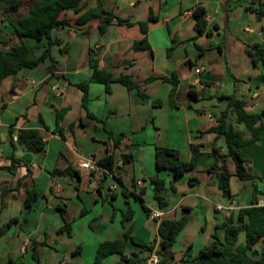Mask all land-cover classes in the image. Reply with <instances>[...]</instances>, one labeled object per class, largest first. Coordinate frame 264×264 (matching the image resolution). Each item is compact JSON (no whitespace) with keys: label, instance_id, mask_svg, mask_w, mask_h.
<instances>
[{"label":"crops","instance_id":"crops-1","mask_svg":"<svg viewBox=\"0 0 264 264\" xmlns=\"http://www.w3.org/2000/svg\"><path fill=\"white\" fill-rule=\"evenodd\" d=\"M25 1L23 14L33 5L31 0ZM101 1L107 11L121 18L144 22L152 13L158 21L149 23L147 34L138 24L112 22L101 35L103 19L77 23L80 15L98 5V0H82L84 9L63 13L61 20L67 23L52 31L53 40H61L52 47L55 64L48 59L35 69H24L14 78H6L0 86L1 225L18 218L0 236V264H95L100 244L122 238L129 229L135 243L128 241L127 255L141 251L140 244L158 240L153 253H141V257L150 259L157 256L160 221L186 216V227L168 250L174 255L171 264H177L189 246L196 256L212 242L215 233L223 238L221 227L229 217L217 210L218 205L235 203L237 209L231 216L236 217L253 199L264 201V65L255 64L248 53L255 45L264 48V16L246 9L253 3L258 7L260 1L264 6V0ZM198 7L206 12L207 27L202 35L195 29L193 13ZM0 29V49L25 44L38 57L48 45V39L17 36L1 9ZM144 37L150 49L133 50L134 43ZM92 48L99 51L100 70L110 71L116 79L131 76L149 99L144 100L137 90H129L119 82L111 84L110 93L105 85L92 82L86 110L77 85L93 75L89 65ZM174 75L176 86L163 80ZM191 88L198 101L190 100ZM174 90L175 107L171 104ZM230 97L243 102L249 114L263 117L256 125L261 128L259 139L242 149L245 167L254 179L239 180L235 164L228 158L233 175L231 197H225L209 171L225 164V139H217L215 133H201L217 125ZM154 101L162 104L155 106ZM60 112L63 134L56 131ZM227 123L246 139L251 138L244 125L236 124L233 113L228 114ZM23 128L40 130L44 152L29 151L17 144ZM114 138L120 139L118 146ZM157 145L177 151L184 162L192 160L193 146L203 156L195 170L176 181L172 172L157 169ZM110 153L118 166H122L123 154H131L133 161L120 172L122 186L117 191L110 192L115 179L107 176L99 194L104 178L101 167L84 170L80 164L86 159L98 164ZM13 154L16 164H12ZM69 167L79 176L54 174ZM155 177L166 182L163 194L169 206L164 211L154 200L150 180ZM191 178L197 183L191 184ZM31 190L43 197L29 208L25 199ZM123 190L141 194L144 202L133 195L125 196ZM144 205L164 213L162 219L152 220ZM129 209L134 216L123 227L122 218ZM67 223L71 225L70 236L59 233ZM244 244L246 235L240 232L237 245ZM263 254L264 238L249 252L254 260ZM121 260L119 255H112L102 264H119Z\"/></svg>","mask_w":264,"mask_h":264},{"label":"trees","instance_id":"trees-1","mask_svg":"<svg viewBox=\"0 0 264 264\" xmlns=\"http://www.w3.org/2000/svg\"><path fill=\"white\" fill-rule=\"evenodd\" d=\"M31 1L33 2V5L29 8L27 14L21 13V10L26 6L25 0H0V9L5 12V20L12 25L17 36L20 38H32L37 41L48 39V45L43 49L42 53L38 57L33 56L30 49L25 44L12 47L9 50L0 49V86L6 78H14L24 69H35L48 59L51 60V64L54 65L55 60L52 56V47L54 45H59L61 40H53L52 31L55 28L67 23L65 20H61L63 13L68 11L79 13L84 9L81 5L82 0ZM246 9L256 12L259 16H264V6L261 1L259 2L258 7L255 6V3H253L246 6ZM193 15L196 20L195 29L199 35L204 34L207 27L205 16L206 12L204 8H196ZM92 19L104 20V23L99 26L101 35L104 34L106 26L112 22L128 26L138 24L143 33L147 34L149 23L158 21V18L154 17L152 13L149 19L144 22H135L131 19L121 18L112 11H107L101 0H98V5L96 7L90 8L80 15L77 19V23L84 24ZM149 49L150 44L147 37L135 42L133 46V50L135 51H145ZM248 53L255 64L262 63L264 65V48L255 45L248 51ZM98 55V50L93 48L90 50L89 65L93 69V75L89 80L83 81L77 85L83 93L82 105L86 110L88 109L89 103V87L92 82L105 85L108 93L111 92V84L119 82L129 90H137L139 96L144 100L149 99V97L140 89L139 84L131 76L122 75L116 79L112 76L110 71L100 70ZM52 65L49 68L50 71H52ZM176 77L177 75H174L172 78H163V80L172 82L173 85L176 86ZM174 96L175 90L171 94V104L175 107L176 105L173 102ZM189 98L191 101H198L197 93L192 88L189 91ZM227 99V107L220 114V116H218L217 125L212 127L207 132L201 133V135H205L206 133H215L217 135V139L220 137H224L225 139L227 151L226 156L224 157L225 164L221 168L215 167L209 171L213 174L217 186L222 191L223 195L225 197H231L230 179L233 174L230 172L226 160L229 158L234 162L235 175L239 180L247 181L254 179V176L247 172L245 167L246 160L242 149L259 139L261 128L256 125L263 116L260 114H249L245 110L244 103L234 99L233 97ZM161 104V101L153 102V105L155 106H159ZM229 113H233L235 115V122L237 125H244L246 130L251 133L250 139H246L240 131L228 126L227 118ZM62 116L63 113L60 112L57 114L56 118V131L61 134H63V132L59 128V122ZM41 123L44 125L42 119ZM81 123L83 124V122ZM10 132H13L12 129H10ZM110 135L113 136L112 134ZM114 141L116 142V146H118L120 139L114 138ZM17 144L23 146L24 149L29 151L37 153L45 151L44 138L40 130L36 128H23L19 130ZM13 145H15L14 142ZM192 150V160L190 162H184L181 160L177 151L157 145L155 148V162L157 169L159 171L172 172L175 180L178 181L186 173L195 170L200 158L203 156V153L200 152L198 147L193 146ZM11 160L13 162L12 164H16L18 162L15 159L14 154L11 156ZM132 161L133 157L131 154H123V164L122 166H118L113 154L110 153L107 157L98 162V166L110 172L115 181L122 186L120 172L124 170L125 165L131 163ZM54 174H70L79 176L78 172L71 167L65 171H55ZM106 178L107 176L105 175L99 184V194H102V190L104 189L103 183L106 181ZM150 182L155 190L154 200L156 202V206L160 210L164 211L169 206V202L163 194L166 189V182L164 179L159 177L152 178ZM190 183L195 184L197 183V180L191 178ZM171 188L175 191L174 184H172ZM123 194L127 197L129 195H133L137 199L144 202V198L141 194L127 193L126 190H123ZM40 197L43 196L35 190L28 191L25 199V205L30 208ZM144 210L147 214L150 213V208L145 205ZM133 216L134 212L131 209L128 210L127 214L123 215V227H125L126 223L131 221ZM188 221L189 218L186 216L178 220L162 219L160 221L158 226L159 247L156 250V255L159 258L160 264H171V259H173L174 255L168 254V250L177 242L178 236L186 227ZM17 222L18 218H12L5 225H1L0 221V236L12 224ZM221 229L223 230V238H221L219 233H215L212 242L208 246L202 248L196 256L193 255L192 246H189L183 254L182 260L177 264H264V254L257 260L252 259L249 255L251 249L262 238H264V207L258 205V200L256 198L253 199L250 206L241 208L236 217L230 216L226 219ZM240 232H245L246 235V244L244 245H237V237ZM59 233H67L70 236L71 225L67 223L59 230ZM130 240L134 242L129 229L124 232L122 238L101 243L96 253L95 264H102L107 257L112 255H119L121 257L122 260L119 264H140L142 262H147L149 260V256L141 257V253L143 251H147L150 254L153 253L158 241L155 238V240L150 244H140L141 251L132 252L127 255L126 249L128 241Z\"/></svg>","mask_w":264,"mask_h":264},{"label":"built area","instance_id":"built-area-1","mask_svg":"<svg viewBox=\"0 0 264 264\" xmlns=\"http://www.w3.org/2000/svg\"><path fill=\"white\" fill-rule=\"evenodd\" d=\"M196 72L197 73H200L201 72V69H197ZM80 167L82 169H84V170H95L99 166H98L97 162H95L94 160H92V159H86V160H84L80 164ZM101 170L103 171V175L104 176L106 175L108 177L113 178V175L110 172H108L104 168H101ZM119 188H120V184L118 182L114 181L113 184L110 186L109 189H110V192L113 193V192L117 191ZM258 205L264 207V201H262V200L258 201ZM235 209H237V205L235 203H233V202L230 205H218L217 206V210L220 211L221 213H223L226 217H230L231 214H232V212ZM163 215H164V213H162L161 211H157V210H154L153 208H150L149 217L152 220L159 221V220L162 219ZM146 264H160L158 256H152L146 262Z\"/></svg>","mask_w":264,"mask_h":264},{"label":"rangeland","instance_id":"rangeland-1","mask_svg":"<svg viewBox=\"0 0 264 264\" xmlns=\"http://www.w3.org/2000/svg\"><path fill=\"white\" fill-rule=\"evenodd\" d=\"M28 5H29V3H28Z\"/></svg>","mask_w":264,"mask_h":264}]
</instances>
